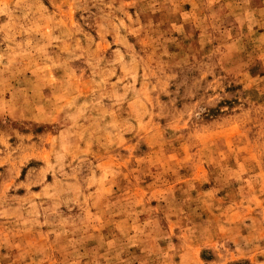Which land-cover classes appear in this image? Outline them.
<instances>
[{
    "label": "rangeland",
    "instance_id": "rangeland-1",
    "mask_svg": "<svg viewBox=\"0 0 264 264\" xmlns=\"http://www.w3.org/2000/svg\"><path fill=\"white\" fill-rule=\"evenodd\" d=\"M0 264H264V0H0Z\"/></svg>",
    "mask_w": 264,
    "mask_h": 264
}]
</instances>
